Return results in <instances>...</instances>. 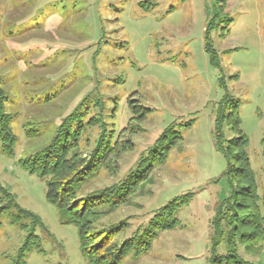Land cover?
Returning a JSON list of instances; mask_svg holds the SVG:
<instances>
[{"label":"rangeland","instance_id":"rangeland-1","mask_svg":"<svg viewBox=\"0 0 264 264\" xmlns=\"http://www.w3.org/2000/svg\"><path fill=\"white\" fill-rule=\"evenodd\" d=\"M0 107V264H264V0H0Z\"/></svg>","mask_w":264,"mask_h":264},{"label":"trees","instance_id":"trees-1","mask_svg":"<svg viewBox=\"0 0 264 264\" xmlns=\"http://www.w3.org/2000/svg\"><path fill=\"white\" fill-rule=\"evenodd\" d=\"M206 48H207V51L210 53V49L208 48V46ZM211 57H212V62H214L213 56H211ZM8 118H9V116L8 115L6 116V114H4V112L2 111V109L0 107V126L2 128L1 131H0V139L2 140V143H3V146H4V150L6 152H8V153L13 154L14 153L15 142H16V137L12 133L9 132ZM236 121H237V124L240 125L239 118H237ZM68 123H70V122H68ZM218 123H219V119H217V127H216V133H215L216 134L217 145H218L219 149L223 152V154L225 155V157L227 158V160H230V156L227 154V152L224 151V150H222V148L220 147L219 138L222 136V130L220 129ZM63 128H64V126L61 127L60 130L63 131ZM170 132H172V131H170ZM68 134L69 135H72L71 133H68ZM177 135L175 136V139H179V138L181 139L182 138V136H179L180 134H177ZM164 136L165 135H163V137ZM242 139H243V142L238 147L239 152H241L240 153L241 154L240 160L243 162V164L245 162V164L243 165L244 168H242V171L248 177L251 176V179H250V183H251L252 181L254 182V179H253L254 176H253V171L251 169V165H250L249 158H247V156H246V148L248 146V139H247L246 136H243ZM172 143L173 142H170V144L168 146L161 147L159 149V151H156V149L155 150L153 149V152L154 153L157 152L156 154H161L160 152H163V154L165 155L166 153L164 152V150L168 149L169 147L171 148V146L173 145ZM55 144L56 143H54V145H53L54 147H55ZM50 147L48 146L47 148L36 152V154H33V156H32L33 158L31 160H29V163L28 164H27L26 158L25 159H22L21 160V164L30 173H35V174L39 175L42 178L43 177H46V176H55L57 174V170H58L57 167L58 166L59 167H61V166L63 167L64 165L65 166H67V165H66V162H65L64 157H62L60 163L58 164V159L60 158V156L57 155V154H54L49 149ZM54 156H55V158H54ZM68 167H69V165H68ZM75 179L74 180L73 179H70V181H68L69 183L67 182L66 184H64L65 187H64V190H63L62 193H61V190L60 189H57V186L60 185V184L57 185L55 183V181H49L48 182L47 192H46L47 198L50 201H52L53 203H55L58 206L59 210L62 213L66 212L67 210L64 209V205L61 203V201L58 200V197H59V195L64 196V192L67 194L69 191H72L75 188L74 185H73V183H72V182L75 181ZM250 183L245 188V189H247L246 192H248L246 194L247 195L249 194V196H253V193H254L255 188L252 186V184L250 185ZM0 197H2L4 199H7L11 203L8 206V205H6V203H3L4 202L3 199L0 198V217L3 216L6 212H8L9 211V208H12V206H13L14 208L17 209V213L13 217L14 218V221L20 222L22 219H25V217L23 216V214H25L28 217L34 218L35 220H38L39 221V218H38V216L36 214H34L33 212L28 211V210H25L24 208H22L17 203L16 197L14 196V194L12 192L6 190L4 187H0ZM169 206H165L164 208H167ZM243 206H245V205H243ZM244 208H246V207H244ZM177 210H179V207L177 208ZM21 212L23 214H20ZM157 215H156V218L154 219L153 222H155L157 220V217H158ZM71 216H72L71 218L74 219L75 222H78V223L79 222L84 223L83 221H85V218H86L85 215H84L81 218L82 220H79L77 217L74 216V214H72ZM256 218H257V216H256ZM82 223L80 224L81 227L83 225ZM22 226L24 228H26L27 225H26L25 222H22ZM148 233H146V234H148ZM79 235H80V238H81V235H83V233L81 231H79ZM141 237H143V235H141L140 238ZM31 239L33 241H31ZM28 241H29V243H28ZM36 243H37V236L34 233L30 232L29 235L27 236L26 242L19 248L18 254L16 256L17 257L16 258V262H14V264H26V258L28 256V254L34 249V247L36 246Z\"/></svg>","mask_w":264,"mask_h":264}]
</instances>
